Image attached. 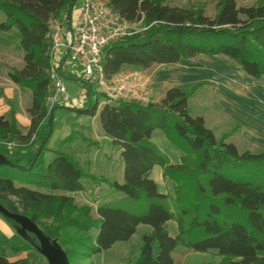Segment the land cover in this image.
<instances>
[{
  "label": "trees",
  "instance_id": "obj_1",
  "mask_svg": "<svg viewBox=\"0 0 264 264\" xmlns=\"http://www.w3.org/2000/svg\"><path fill=\"white\" fill-rule=\"evenodd\" d=\"M238 1L219 0L211 18L202 9L171 6L164 0H106L126 20L152 24L106 47L107 76L118 74L124 65L147 69L215 54L228 57L252 78L263 77L264 2L239 7ZM76 2L0 0V44L16 39L24 53L22 69L10 72L9 78L31 91L29 131L18 129L15 113L10 118L0 114V141L28 142L48 121L47 100L55 92L49 74L54 42L50 20L65 13L70 17ZM202 84L189 90L171 88L160 102L121 100L101 108V127L121 149L124 169L123 181H108L117 196L97 207L98 219L89 206L78 207L71 195L85 189L87 176L80 163L61 149L45 163V146L32 170L24 172L30 175L28 185L49 192L17 186L10 170L18 169L0 164V205L29 217L63 249L69 264H90L84 260L130 240L142 224L152 230L143 235L130 264H175L172 254L178 246L195 252L217 250L220 264H264V152L240 153L227 136L218 140L202 116L191 115L189 99ZM98 104H90L84 113L96 115ZM156 130L181 152L176 165L152 141ZM155 166L174 184L173 194L159 190L151 176ZM169 221L178 222L176 237L169 235ZM27 235L30 239L22 243H0V264H28L11 262L4 247L16 253L37 249L36 236L30 231Z\"/></svg>",
  "mask_w": 264,
  "mask_h": 264
},
{
  "label": "rangeland",
  "instance_id": "obj_2",
  "mask_svg": "<svg viewBox=\"0 0 264 264\" xmlns=\"http://www.w3.org/2000/svg\"><path fill=\"white\" fill-rule=\"evenodd\" d=\"M164 1L171 6L202 9L211 18L218 12L216 8L219 0ZM80 2L81 0H78L70 17L65 13L61 18L50 20V34L54 40L57 38L59 41L65 42V38L69 35V21L71 20L72 27L75 26ZM261 2H264V0H239L238 6L249 7ZM151 25L147 24L144 20L137 21L133 25L134 33L132 35L147 31ZM9 41L11 42L10 45L0 44V111L7 118H10L12 113H15L17 127L24 134L25 130L23 129V125L18 121L17 115L26 117V114H28L30 117L28 110L31 107V91L17 84L12 89L4 86L6 83L10 84L9 82H12L9 78V73L20 70L23 67V51L19 49L16 39H9ZM51 52L52 60L49 74L51 76L52 69L55 67L64 82L66 93L69 95L70 100L69 102H65V105L57 107L55 103L59 94L56 95L55 90L53 95L47 100L50 116L48 121L44 122L42 127H40L37 133L39 137L37 138V136L33 135L25 143H19L16 139L0 141V155L7 158L9 156L14 160L17 159L20 166L29 167L40 149L41 154L45 146V150L43 151V159L45 161V153L48 151L49 140L53 132L52 140L58 138L56 142L58 143L57 147L53 149V152L54 150L61 149L70 153L80 163L87 176L84 179V191L71 194L74 197V203L78 207L89 206L92 209V217L98 219L96 213L97 207L104 201L112 200L117 196L108 181H123L124 168H122L121 149L115 146L111 139L105 135L100 124L99 115L93 120L92 115L83 114L82 112L76 113L75 110L82 109L84 111L90 104L95 105L99 103L98 106L103 107L105 104L110 103L109 95L112 93L111 88L114 87L113 78H110L106 83V89L93 83L83 85L85 83V76L79 69H77L79 75H77V72L76 74L69 73L68 78L71 75L73 77L77 76L82 84L64 79L67 76L65 75L67 66L64 67L65 63L58 57V53L53 47ZM194 61L197 63L195 66L199 70H190L187 73L182 72V69L186 68L182 64L169 66L161 64L147 69L124 65L116 75L127 76L129 80L135 78L136 81L134 80V83H137L138 87L136 94L132 91H127L126 89L129 88L126 87L123 90V93L126 92V95L124 97L118 96L115 102L117 103L121 100L139 101L143 104L160 102L162 99L161 95L164 97L169 89L178 87L174 82L178 81L181 73L190 82L179 84L180 86L184 85L183 90H189L201 82V79H205L206 81H202L203 84L197 89L199 90L203 87L202 90L199 91L196 99L191 101V107L188 108L191 115L194 117L202 116L206 125L216 133L218 140L223 136H227L226 141L235 144L240 153L245 151L252 153L264 152V76L259 79L248 76L240 66L224 55L201 56L200 54L192 62ZM129 80L125 82H130ZM154 80H158V83L156 88L153 87L152 89ZM90 89L92 96L88 95V90ZM113 94L116 95L118 93L113 92ZM194 94L192 95L194 96ZM110 104L115 103L112 102ZM220 106H224L223 108L228 110V114L231 109L239 112L237 116H239L240 123L237 121V117L231 120L228 118L226 120V117H221V119L220 112H218L217 117L216 109L219 111L218 107ZM51 115H53L52 119ZM46 124L49 127L48 132H46ZM50 127H52L51 132ZM69 130L71 131L66 137L71 135V139L63 147H60L62 141L66 138L61 141L60 134ZM224 131L226 132L221 136V133ZM151 139L168 156L171 163L180 162L181 152L166 138L162 131L156 130ZM1 152H4L5 155ZM29 162L30 164L28 165ZM160 168L158 167L154 173V178L159 184V190L162 193L173 194L174 184L164 177L163 169ZM10 175L15 179L17 186L38 189L34 185L27 184L28 179H30L28 172L10 170ZM38 190L49 192L46 189ZM177 223L176 221L167 222V229L169 235L172 237H176L178 233ZM12 224L16 227L15 222ZM151 230L152 228L149 225L142 224L138 226L136 233L130 240L117 242L111 249L95 254L90 259H85L84 262L90 264H130L139 254L143 235L149 233ZM90 233L95 237L97 234L96 228H93ZM5 238L0 228V243H5L1 241ZM14 240L21 243L27 241V233H16ZM53 243L63 251L56 242ZM36 245L37 249L21 253L14 252L9 245L5 244L4 247L7 257L13 263L26 261L28 264H49L48 259L41 253L40 243ZM172 256L175 264H220L221 261L217 250L195 252L183 246H178Z\"/></svg>",
  "mask_w": 264,
  "mask_h": 264
},
{
  "label": "built area",
  "instance_id": "obj_3",
  "mask_svg": "<svg viewBox=\"0 0 264 264\" xmlns=\"http://www.w3.org/2000/svg\"><path fill=\"white\" fill-rule=\"evenodd\" d=\"M134 23L136 22L128 21L113 11L104 0H81L75 26H71L72 31L65 38V42L57 38L54 40L53 49L57 51L61 47L66 50L63 62L74 64L84 74L83 85L93 83L105 88L110 79L104 70L105 49L109 44L131 36L134 33ZM114 76L111 77L114 87L111 88L112 93L109 95L110 103H116L118 96L124 97L126 92L123 93V90L126 87L129 88L127 91L136 94L138 84L134 83L135 78L129 80L127 76ZM50 77L56 95H64L67 101L69 97L64 82L55 67ZM127 80L132 82H125ZM113 92L118 94L115 95Z\"/></svg>",
  "mask_w": 264,
  "mask_h": 264
},
{
  "label": "crops",
  "instance_id": "obj_4",
  "mask_svg": "<svg viewBox=\"0 0 264 264\" xmlns=\"http://www.w3.org/2000/svg\"><path fill=\"white\" fill-rule=\"evenodd\" d=\"M77 3H78V0H77V2H76V5H77ZM81 3V2H80ZM76 5H75V7H76ZM65 49H63V48H61V47H59L58 49H57V53H58V57L60 58V59H62L63 60V58L65 57ZM200 55H198V56H196V57H199ZM202 56V55H201ZM203 56H209V55H203ZM211 56V55H210ZM196 57H194V58H191V59H187V60H181V61H179V62H177V63H172V64H165V65H167V66H169V65H180V64H182L184 67H186V68H184V69H182V72H185V73H187V71H190V70H199V68H197L195 65H197V63L194 61V62H192ZM190 60H192V61H190ZM65 63V66L64 67H66L67 68V72H66V74L65 75H67V76H65L64 77V79H69V80H72V81H75V82H77V83H81L80 82V80L77 78V76H75V77H73L72 75L70 76V78H68V76H69V73L71 74H76V72H77V75H79L78 74V68H77V66H75L74 64H72V63H69V62H64ZM68 63V64H67ZM184 63V64H183ZM72 68V69H71ZM68 69H71V70H68ZM180 76L182 77H180L179 79H178V81L177 82H174L176 85H178V87L177 88H184V85H182V86H180L179 84H181L182 82L183 83H188L189 81H187L186 80V77L183 75V73H181L180 74ZM202 81H206L205 79H201ZM200 80V81H201ZM158 80H154V82H153V84H152V89H153V87L154 88H156V86H157V82ZM209 81V80H208ZM9 82V81H8ZM199 82V81H198ZM10 84H5L4 86L5 87H8V88H10V89H12L16 84H14V83H12V82H9ZM159 83H162V82H159ZM190 83V82H189ZM82 84V83H81ZM160 85H163V84H160ZM202 88L203 87H201L199 90H197L196 91V93L194 94V98L192 97V98H190L189 99V102H188V105H189V108L191 107L190 106V104H191V101L193 100V99H196V97H197V95H198V93H199V91L200 90H202ZM164 95V94H163ZM64 95H58V97H57V101H56V103L55 104H57V107H60V106H63V105H65V102H69V100H70V97H69V95H68V100L67 101H65L64 100ZM161 98H163V96L161 95ZM194 101V100H193ZM63 102V103H62ZM236 103V102H235ZM238 104V103H237ZM241 104V103H240ZM238 106V105H237ZM236 106V107H237ZM101 106H98V111H97V113H96V115H94L93 116V120L96 118V116H98L99 115V111L101 110V108H100ZM224 106H220V107H218L219 108V111H217V109H216V115H217V117H218V112H220V118L221 117H223V118H225L226 120H227V118L228 119H233V118H235L236 119V117L238 118L237 119V121L240 123V121H239V116H237V114L239 113V112H237L236 110H230V112H229V114H228V110L226 109V108H223ZM235 107V108H236ZM239 108V107H238ZM239 109H241V108H239ZM75 112L76 113H78V112H82L83 114H85L84 113V111L82 110V109H80V110H75ZM0 114H3V113H1V111H0ZM228 114V115H227ZM78 117V116H77ZM17 118H18V121L23 125V129L25 130V132H24V134H27V132L29 131V129H30V126H31V117H29L28 116V114H26V117H24L23 115L22 116H19V115H17ZM222 119V118H221ZM237 122V123H238ZM43 125V124H42ZM42 125H41V127H42ZM70 131L71 130H69V131H67V132H64V133H62V134H60V140L62 141L69 133H70ZM226 131H224L223 133H221V136H223L224 135V133H225ZM215 133V132H214ZM155 134V133H154ZM154 134H153V136H154ZM52 135H53V132H52ZM52 135H51V137H50V140H49V144H48V151L45 153V163H49V162H51L53 159H54V157H55V154H54V152H53V149L55 148V147H57L56 145L58 144V143H56L57 142V139L58 138H56V140H52ZM215 135H216V133H215ZM39 136H37V138H38ZM216 137H218L217 135H216ZM36 138V139H37ZM55 138V137H54ZM59 140V141H60ZM179 161V160H178ZM172 163H178V162H172ZM158 167H161V166H155V168L153 169V171H152V173H151V176H152V178L155 180V178H154V173H155V171H156V169L158 168ZM161 169V168H160ZM156 181V183L158 184V182H157V180H155ZM119 182V181H118ZM121 182V181H120ZM158 186H159V184H158ZM0 228H1V233L6 237L4 240H1L2 242H5L6 240H10V239H14V236H15V234L16 233H18L19 231L17 230V228L16 227H14V225L8 220V218H6L3 214H1L0 213Z\"/></svg>",
  "mask_w": 264,
  "mask_h": 264
},
{
  "label": "water",
  "instance_id": "obj_5",
  "mask_svg": "<svg viewBox=\"0 0 264 264\" xmlns=\"http://www.w3.org/2000/svg\"><path fill=\"white\" fill-rule=\"evenodd\" d=\"M69 33H71V20L69 21ZM53 115H51V119ZM52 131V127H50V132ZM41 151V149H40ZM36 155L33 162L29 167L20 166L9 160L8 158L0 155V164L6 165L21 171H30L32 170L39 154ZM0 213L3 214L6 218L11 219L15 222V226L19 232L27 233L30 231L33 233L40 243L41 253L48 259L49 264H69V261L65 255V253L57 247L50 239L42 232V230L26 215L21 213H13L7 210L5 207L0 205Z\"/></svg>",
  "mask_w": 264,
  "mask_h": 264
},
{
  "label": "flooded vegetation",
  "instance_id": "obj_6",
  "mask_svg": "<svg viewBox=\"0 0 264 264\" xmlns=\"http://www.w3.org/2000/svg\"><path fill=\"white\" fill-rule=\"evenodd\" d=\"M27 237H28V239H30L28 235H27Z\"/></svg>",
  "mask_w": 264,
  "mask_h": 264
}]
</instances>
